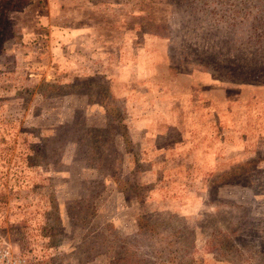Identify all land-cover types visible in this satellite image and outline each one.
Masks as SVG:
<instances>
[{
    "label": "rangeland",
    "instance_id": "374dc122",
    "mask_svg": "<svg viewBox=\"0 0 264 264\" xmlns=\"http://www.w3.org/2000/svg\"><path fill=\"white\" fill-rule=\"evenodd\" d=\"M0 248L264 264V0H0Z\"/></svg>",
    "mask_w": 264,
    "mask_h": 264
},
{
    "label": "built area",
    "instance_id": "2783aa9c",
    "mask_svg": "<svg viewBox=\"0 0 264 264\" xmlns=\"http://www.w3.org/2000/svg\"><path fill=\"white\" fill-rule=\"evenodd\" d=\"M0 264H26L23 258L10 255V252L5 248H0Z\"/></svg>",
    "mask_w": 264,
    "mask_h": 264
}]
</instances>
